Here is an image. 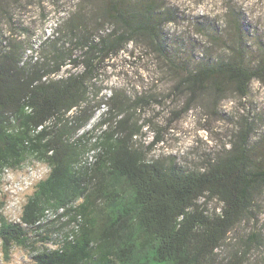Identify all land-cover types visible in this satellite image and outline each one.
Masks as SVG:
<instances>
[{
    "label": "trees",
    "instance_id": "1",
    "mask_svg": "<svg viewBox=\"0 0 264 264\" xmlns=\"http://www.w3.org/2000/svg\"><path fill=\"white\" fill-rule=\"evenodd\" d=\"M82 1L83 8L65 25L78 55L71 49L53 51L27 63L23 44H7L0 34V172L20 167L28 156L48 167L26 197L18 221L0 213L4 254L12 246L28 249L30 264H215L227 234L251 219L264 194V163L256 156L253 128L240 126L231 146L197 170L147 158L161 141L158 129L149 144L135 142L148 124L133 119L135 110L148 103L145 96L126 103L114 95L110 107L123 117L99 121L97 126L107 129L93 141L87 132L79 134L103 101V87L95 83L103 60L139 38L156 44V33L174 20L160 13L154 0H107L102 16L113 28L95 39L85 26L81 29L92 4ZM5 15L0 0V19ZM232 23L238 25L235 19ZM241 51L229 46L231 55L224 61L197 63L185 71L181 85L193 94L196 86L222 77L246 95L253 80L264 82V54L249 66ZM67 63L81 70L53 78ZM88 143L97 149L96 160L80 166ZM213 201L219 213L208 211ZM47 210L69 227L52 247L41 249L39 242L48 237L37 230ZM257 237L252 233L244 248H234L221 264H247L251 242L262 245Z\"/></svg>",
    "mask_w": 264,
    "mask_h": 264
},
{
    "label": "rangeland",
    "instance_id": "2",
    "mask_svg": "<svg viewBox=\"0 0 264 264\" xmlns=\"http://www.w3.org/2000/svg\"><path fill=\"white\" fill-rule=\"evenodd\" d=\"M91 2L81 29L85 26L86 33L97 39L113 25L102 16L107 0ZM3 4L8 15L0 19V34L7 44H23V61H42L44 55L53 51L71 49L74 55L80 53L65 25L83 8L82 0H3ZM154 4L160 5V13L174 20L166 22L156 33V44L139 38L103 60L101 76L95 82L103 87V101L79 134L87 132L93 141L100 130L107 129L99 128V121L123 117L110 107L109 99L114 95L126 103L145 96L150 98L148 103L135 110L133 119L148 124L134 140L147 145L155 130L162 133L161 141L148 151V159L163 158L185 170L202 169L207 159L231 146L232 133L247 123L253 128L252 141H258L256 156L264 163V82L253 80L244 96L222 77L196 86L193 94L189 92L190 86L181 85L185 71L195 68L197 63L227 59L231 55L229 46L242 47L244 61L253 66L264 54V0H154ZM233 19L238 25L232 23ZM80 70L67 63L52 77H65ZM87 148L94 149L90 143ZM47 173V165L32 156L26 157L20 167L0 172V213L10 221H18L26 197ZM258 203L251 219L227 234L225 244L217 249L215 264H221L234 248L241 249L252 233L258 234L262 245L259 247V241L251 242L253 247L246 262L264 264V194ZM207 209L220 212L214 201L208 203ZM48 211L47 221L37 230L48 237L46 242H39L41 249L52 247V242L69 227L55 220L57 212ZM30 263L28 249L12 246L5 255L0 242V264Z\"/></svg>",
    "mask_w": 264,
    "mask_h": 264
},
{
    "label": "built area",
    "instance_id": "3",
    "mask_svg": "<svg viewBox=\"0 0 264 264\" xmlns=\"http://www.w3.org/2000/svg\"><path fill=\"white\" fill-rule=\"evenodd\" d=\"M96 160V151L93 149H90L88 151H86L84 153V155L81 157L78 165L80 166H90L92 165ZM48 210L45 211L46 215H44L40 220L39 223H44L45 221H47V214H48Z\"/></svg>",
    "mask_w": 264,
    "mask_h": 264
},
{
    "label": "clouds",
    "instance_id": "4",
    "mask_svg": "<svg viewBox=\"0 0 264 264\" xmlns=\"http://www.w3.org/2000/svg\"><path fill=\"white\" fill-rule=\"evenodd\" d=\"M94 150V149H93ZM61 211V210H60Z\"/></svg>",
    "mask_w": 264,
    "mask_h": 264
}]
</instances>
